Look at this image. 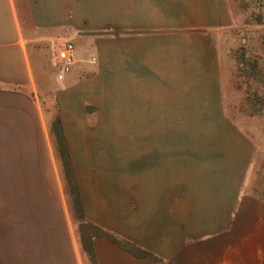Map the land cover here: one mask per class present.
Wrapping results in <instances>:
<instances>
[{
  "label": "crops",
  "instance_id": "1",
  "mask_svg": "<svg viewBox=\"0 0 264 264\" xmlns=\"http://www.w3.org/2000/svg\"><path fill=\"white\" fill-rule=\"evenodd\" d=\"M49 3L0 0V264H264V184L253 182L256 144L228 117L233 87L220 54L200 33L176 30L153 42L140 29L126 33L116 23L113 68L106 72L99 57L96 76L112 75L116 119L145 122L132 131L144 132L150 148L144 193L135 194L136 203L144 202V229L133 227L129 215L122 230L125 210L108 204L97 183L80 175L84 224L74 225L36 95L49 49L73 28L51 16ZM85 46L94 47L90 41ZM95 47L100 56V40ZM77 54L83 58L80 49ZM80 57L60 81L63 91L76 87L80 71L94 69ZM157 121L174 129H158ZM189 147L192 160L153 161V152Z\"/></svg>",
  "mask_w": 264,
  "mask_h": 264
},
{
  "label": "rangeland",
  "instance_id": "2",
  "mask_svg": "<svg viewBox=\"0 0 264 264\" xmlns=\"http://www.w3.org/2000/svg\"><path fill=\"white\" fill-rule=\"evenodd\" d=\"M49 7L53 18L59 21L64 17L73 28L49 49L48 64L39 76L36 95L74 225L78 224L79 228L84 224L78 200L80 175L86 183H97L108 204L125 210L120 217L122 230H128L129 215L133 227L144 229L143 217L140 218L144 202L136 203L135 194L144 193V162L150 148L144 143V132L134 136L132 131L136 124L140 125L137 129L143 130L145 122L116 119L118 105L112 75L105 73L101 81L96 76L99 57L106 72L113 68V36L119 33L116 23L126 33L140 29L137 33L148 34L147 38L152 37L153 42L161 36H171L176 30L200 33L216 48L224 78L233 87L227 90V97L232 98L226 106L227 115L252 135L257 148L253 182L259 179L264 184V0H55L54 3L50 0ZM69 39L75 46V59L80 57L77 54L80 49L83 57L80 58L89 60V66L94 69L80 71L76 87L63 91L65 87L56 79L54 57L60 44ZM97 40L103 44L100 56L95 47ZM88 41L94 47L83 49ZM239 51H245L250 60L257 61L258 73L250 76L247 89L236 63ZM155 57L159 61L160 53ZM123 109L128 116V105ZM154 123L158 129H174L171 122ZM186 132L191 134L192 127L186 126ZM183 143L192 146L194 142L191 137H185ZM186 150L185 153L153 152V161L160 164L164 160L176 161L177 157L192 160L195 155L192 147Z\"/></svg>",
  "mask_w": 264,
  "mask_h": 264
},
{
  "label": "built area",
  "instance_id": "3",
  "mask_svg": "<svg viewBox=\"0 0 264 264\" xmlns=\"http://www.w3.org/2000/svg\"><path fill=\"white\" fill-rule=\"evenodd\" d=\"M54 59V66L57 68L56 77L62 81L75 64V46L72 41L63 42L57 48Z\"/></svg>",
  "mask_w": 264,
  "mask_h": 264
},
{
  "label": "trees",
  "instance_id": "4",
  "mask_svg": "<svg viewBox=\"0 0 264 264\" xmlns=\"http://www.w3.org/2000/svg\"><path fill=\"white\" fill-rule=\"evenodd\" d=\"M236 63L240 74L243 76V81L246 83L247 89V86L250 85V76L258 73V70L256 69L257 61L256 59L250 60L245 51H239L238 55L236 56Z\"/></svg>",
  "mask_w": 264,
  "mask_h": 264
}]
</instances>
